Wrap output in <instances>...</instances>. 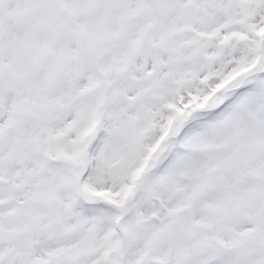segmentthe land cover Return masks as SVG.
I'll return each mask as SVG.
<instances>
[{
	"label": "snow or ice",
	"instance_id": "snow-or-ice-1",
	"mask_svg": "<svg viewBox=\"0 0 264 264\" xmlns=\"http://www.w3.org/2000/svg\"><path fill=\"white\" fill-rule=\"evenodd\" d=\"M0 264H264V0H0Z\"/></svg>",
	"mask_w": 264,
	"mask_h": 264
}]
</instances>
